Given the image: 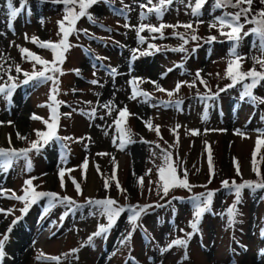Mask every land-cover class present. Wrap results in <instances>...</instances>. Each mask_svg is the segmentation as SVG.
Here are the masks:
<instances>
[{
  "label": "rangeland",
  "instance_id": "obj_1",
  "mask_svg": "<svg viewBox=\"0 0 264 264\" xmlns=\"http://www.w3.org/2000/svg\"><path fill=\"white\" fill-rule=\"evenodd\" d=\"M212 3L0 0V264H264L263 195L221 189L264 182V48Z\"/></svg>",
  "mask_w": 264,
  "mask_h": 264
},
{
  "label": "trees",
  "instance_id": "obj_2",
  "mask_svg": "<svg viewBox=\"0 0 264 264\" xmlns=\"http://www.w3.org/2000/svg\"><path fill=\"white\" fill-rule=\"evenodd\" d=\"M59 2V1H57ZM56 2V3H57ZM212 5H213V9H215V11L218 12V15H222L224 16L228 22H230V26H232V28H230L231 31V35H234L239 33L242 29L244 28H248L250 29L255 36V40L257 42V44L260 46V48H264V30H263V23H264V10H261L260 7L257 6V8L252 7L251 5H249L248 3L242 1V2H234V1H228V0H212ZM65 4V3H63ZM75 25V24H73ZM73 25H70L71 28L68 26L67 29L71 30L73 29ZM65 38V36H64ZM181 39L184 42H188L187 38L181 36ZM66 41V39H65ZM207 41V40H204ZM211 41V39H210ZM192 42H196L195 39H191V43ZM203 42V41H202ZM193 44V43H192ZM197 45L193 44L191 47V49L195 50ZM52 47V46H51ZM53 48V47H52ZM79 49V48H78ZM55 58H57L58 52L55 54ZM46 71L44 70L42 73H37V74H33L31 73V75H29L28 77H30V83L34 80V81H51L52 78L48 75H46L45 73ZM239 78L233 81V85L238 86V84L243 83V81L245 80H250L252 85H256L258 80L260 78H264V64L263 65H259L257 67H251L250 70L246 71L245 73L241 74L238 73ZM254 87V86H253ZM227 89V88H226ZM221 91H218V93H220ZM209 96V95H207ZM245 94H243L241 97H244ZM210 97V96H209ZM215 97V96H214ZM247 97V96H246ZM248 98V97H247ZM53 102H57L56 98H52ZM51 109H53V104L51 103ZM54 115H52V117L50 116V118L53 120V116L58 117L57 113H53ZM57 119V118H56ZM158 151L157 153L159 155L164 154L166 157L169 155L172 158V153L170 151H166L161 149L160 147H157ZM24 154V156H26L28 154V152H22ZM211 154H210V150L208 152L207 155V164L209 165L210 168V179H208V185H205L204 188L198 187L195 190V186H191L192 188V193L183 197V196H177L174 195V197L179 200V201H183V200H189V203L193 205V208H199V207H203L200 210V214L199 216L196 217V212L194 214V216L196 217V222L197 226L199 224V222L201 221V219H203V217H213L214 214L211 210V208L209 207V202H207V205L204 206L205 200L207 198H212L213 194L215 193L216 190L218 189H214L211 185H209L214 177L213 174V168H211ZM180 181V177L178 178ZM178 180L176 181L177 183L179 182ZM223 188H221L222 190L229 189L232 188L233 190H235V192H239L241 189H248L253 191L254 193H261L264 197V182L261 181V179L259 178V170L258 167L253 164L252 166V172H251V179L247 180V181H243L242 179H239L237 177H235V175L230 178V182H226L224 183V185H222ZM194 191V192H193ZM199 191V192H197ZM28 196V197H27ZM24 199L27 198L23 204L24 207H26L28 209L30 207V205L32 204L33 200L36 198L34 196V192L31 191L30 194H27L26 192L23 193ZM29 198V202L27 201ZM54 200L56 199V201L58 200L59 204L64 203V198L63 197H57V196H53ZM110 205H112V208L115 211H119L120 210V203L118 202H112ZM153 205H157L155 206V209H158L159 207L162 206V204L159 203H154ZM23 207V208H24ZM53 207H55V204H53ZM126 207V206H124ZM146 207L144 205H135L134 207H131L132 209V213L134 214V220L137 221L138 220V213L140 211L143 210V208ZM195 228V232L197 233V226L196 223L194 225ZM197 230V231H196ZM262 234V239L264 238V229L262 230V232L260 233V235ZM128 258L129 260H132L131 255L127 254L125 259Z\"/></svg>",
  "mask_w": 264,
  "mask_h": 264
},
{
  "label": "bare ground",
  "instance_id": "obj_3",
  "mask_svg": "<svg viewBox=\"0 0 264 264\" xmlns=\"http://www.w3.org/2000/svg\"><path fill=\"white\" fill-rule=\"evenodd\" d=\"M125 68V67H124ZM120 70V69H119ZM130 71V70H129ZM128 73V72H127ZM120 74V73H119ZM121 75V74H120ZM122 76V75H121ZM115 77V76H114ZM113 77V78H114ZM124 78V77H123ZM118 81H120V80H118ZM116 83V82H115ZM118 84V83H117ZM116 85V84H115ZM116 87V86H115ZM124 87V86H123ZM106 88V87H105ZM105 90V89H104ZM127 91V90H126ZM105 93V92H104ZM108 94V93H107Z\"/></svg>",
  "mask_w": 264,
  "mask_h": 264
}]
</instances>
